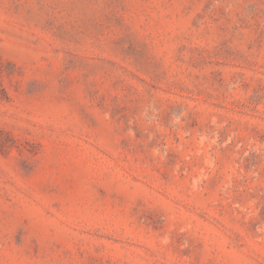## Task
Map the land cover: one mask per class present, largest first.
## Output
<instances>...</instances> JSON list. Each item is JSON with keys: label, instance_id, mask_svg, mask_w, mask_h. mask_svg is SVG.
Instances as JSON below:
<instances>
[{"label": "rangeland", "instance_id": "obj_1", "mask_svg": "<svg viewBox=\"0 0 264 264\" xmlns=\"http://www.w3.org/2000/svg\"><path fill=\"white\" fill-rule=\"evenodd\" d=\"M0 264H264V0H0Z\"/></svg>", "mask_w": 264, "mask_h": 264}]
</instances>
